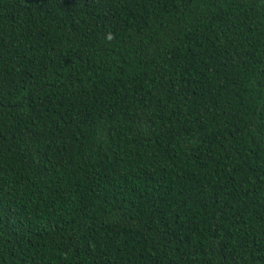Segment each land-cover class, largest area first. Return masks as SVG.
I'll list each match as a JSON object with an SVG mask.
<instances>
[{"label": "trees", "instance_id": "1", "mask_svg": "<svg viewBox=\"0 0 264 264\" xmlns=\"http://www.w3.org/2000/svg\"><path fill=\"white\" fill-rule=\"evenodd\" d=\"M0 264H264V0H0Z\"/></svg>", "mask_w": 264, "mask_h": 264}]
</instances>
